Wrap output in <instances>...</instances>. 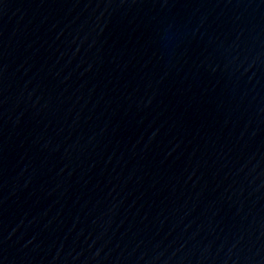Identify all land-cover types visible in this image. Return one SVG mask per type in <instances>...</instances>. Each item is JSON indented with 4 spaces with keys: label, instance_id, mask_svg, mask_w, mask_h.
<instances>
[{
    "label": "water",
    "instance_id": "1",
    "mask_svg": "<svg viewBox=\"0 0 264 264\" xmlns=\"http://www.w3.org/2000/svg\"><path fill=\"white\" fill-rule=\"evenodd\" d=\"M0 264H264V0H0Z\"/></svg>",
    "mask_w": 264,
    "mask_h": 264
}]
</instances>
